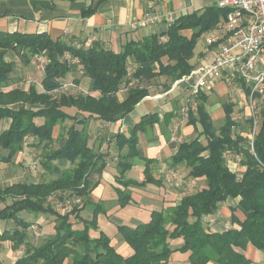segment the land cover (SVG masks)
<instances>
[{"label":"trees","instance_id":"trees-1","mask_svg":"<svg viewBox=\"0 0 264 264\" xmlns=\"http://www.w3.org/2000/svg\"><path fill=\"white\" fill-rule=\"evenodd\" d=\"M226 16L227 10L217 5L182 15L170 24L167 32L131 40L121 52L97 43L77 46L53 39L48 33L0 32V119L12 120L10 127L0 133V162H11L30 136L49 145L54 127L75 118L63 106H74L88 112V117L105 121L121 119L149 95L148 85L154 79L164 76L173 83L189 74L195 67L192 59L199 38ZM184 30L193 32L187 36ZM10 53L24 64L36 57L46 59L41 90L35 83L28 88L12 86L20 79L15 61L8 58ZM67 53L79 61H69ZM78 66L93 79V92L54 96L53 91ZM240 81L250 95L251 88L243 79ZM120 90L126 91L122 99L118 96ZM197 99V109L190 108L189 115L197 136L179 144L172 163L188 167L189 175L203 178L205 186L184 194L173 205L151 210L146 222L119 225V232L132 248L130 255H122L111 237L98 230L102 207L101 203L91 201L94 185L88 177L99 166L102 153L89 146L84 128L72 125L67 129L66 143L49 150L47 159L42 161L53 174L57 172V177L0 185V203H4L0 204V220L13 219L18 226L12 232L0 233V241L12 240L18 246L25 242L31 223L20 217L24 210L49 213L55 220L54 234L41 245L29 248L15 264H64L70 257L73 264H169L177 251L188 254L189 264H251L241 249L251 243L264 252V92L255 94V116L243 125L233 116L236 103H224L225 120L216 126L207 108L209 94L201 93ZM157 120V113L144 115L128 133L119 135L120 148L128 145L120 161L119 181L125 190L116 189L122 207L132 201L130 186L156 181L153 176L146 181L126 179L125 173L133 166L130 159L140 154L138 132ZM255 120L257 127L252 139L249 135L253 133ZM2 149L8 150V154L4 155ZM230 154L242 157L243 169H231ZM54 161H69L70 166L62 169ZM79 197L81 202L70 210L55 205ZM229 198H239L231 216L237 226L214 231L205 217L215 214L219 203ZM88 203L93 204L91 219L81 214ZM236 210L241 211L243 218ZM178 238L182 239V245L171 248V241Z\"/></svg>","mask_w":264,"mask_h":264},{"label":"crops","instance_id":"crops-1","mask_svg":"<svg viewBox=\"0 0 264 264\" xmlns=\"http://www.w3.org/2000/svg\"><path fill=\"white\" fill-rule=\"evenodd\" d=\"M214 5H217L215 0H0V32L48 33L53 39H63L77 46L88 47L97 43L106 49L121 52L131 40H138L153 33H165L170 24L180 16L200 12ZM149 15H160V19L148 25H139V22ZM227 19L228 13L225 18H221L216 27L202 34L206 42L207 34L211 31L220 32L221 38L226 36ZM192 32V30L183 31L187 36H191ZM218 47L219 42L206 43L201 53L197 54L195 50L192 62L195 66H199L211 53L216 52ZM10 60L14 58L10 57ZM41 68L42 76L37 84L40 90L42 89L44 66ZM83 71L79 66L73 69L64 78V83L71 84L61 92L54 90L53 95L92 93L93 79ZM232 74L231 71L223 73L212 89L200 91L195 95L189 93V82L185 79L172 83L167 77H158L148 85L149 95L143 98L131 112L114 122L105 121L96 116L88 117V112L78 110L74 106H63V110L75 118L58 123L54 127V138L49 145L30 136L23 150L17 152L11 162H0V185L20 181L40 182L57 177V172L53 174L43 165L42 161L47 159L49 150L59 148L66 143L67 129L70 126L75 125L80 130L84 128L88 135L89 146L102 153L99 166L88 177L94 185L90 192L91 201L101 203L102 207L98 215V230L105 231L111 237L112 244L122 255H130L132 248L123 234L119 232V225L135 226L146 222L150 219L151 210L173 205L184 194L189 193L190 191L183 184L181 172L183 174L186 172L189 180L201 181V187L205 186L203 178H194L189 175L188 167L172 163L179 144L197 136L194 126L189 123V117L185 114L190 106L188 97L191 98L192 103L197 102V109V98L201 93L210 94L216 91L220 94L219 90L236 85L238 82L241 84L242 91L240 97L235 98V107L239 106L241 109L246 106L249 113L242 115L240 119L243 120L241 121L237 120L234 112L233 116L241 125L245 124L248 118L255 116L251 108L250 95L245 93L240 78L234 76V83L228 82L227 78ZM125 94V90L118 92L120 99ZM212 107L207 102L213 122L219 126L225 120L224 105H222L221 123L216 122L214 117L217 106ZM152 113H157L158 120L138 132L137 149L140 154L130 159L133 166L126 171L125 178L146 181L153 176L156 181L147 182L143 186H130L132 201L122 207L116 189L125 190V186L119 181V176L121 175V156L128 151V145L120 148L119 135L128 133L144 115ZM11 121L9 117L0 119V133L10 127ZM198 127L202 130L200 124ZM256 127L257 121L255 120L253 133ZM253 133L249 135L251 138ZM243 134L246 133L243 132ZM2 153L7 155L8 150L2 149ZM232 156L234 159L228 161L231 169L236 171H240L238 167L243 169L240 164L242 157L233 154ZM58 162L54 161V163ZM58 164L62 169L70 166L69 161H62ZM238 202L239 198H229L220 202L219 210L205 217V221L212 230L223 232L232 226H237L231 221V216ZM0 204L4 205L3 202ZM235 213L243 218L241 211L236 210ZM81 214L86 219H91L93 204L88 203ZM19 215L31 223L27 229V238L19 246L15 245L12 240H1L0 264H15L29 248L41 245L55 232L54 216L49 213L24 210ZM17 227L13 219L0 220V233L6 230L12 232ZM98 230L96 233L99 232ZM181 245L182 239L178 238L172 240L170 246L174 249ZM241 251L251 260V264H264V252L253 244L249 243ZM64 264H73L72 257L68 258ZM169 264H189L188 254L175 252ZM207 264L219 263L209 262Z\"/></svg>","mask_w":264,"mask_h":264},{"label":"built area","instance_id":"built-area-1","mask_svg":"<svg viewBox=\"0 0 264 264\" xmlns=\"http://www.w3.org/2000/svg\"><path fill=\"white\" fill-rule=\"evenodd\" d=\"M215 2L228 13L226 36L221 38L222 35L218 31L208 33L207 42L209 44L219 42L218 50L211 53L204 63L183 76L181 80L189 82V93L195 95L200 91L212 89L223 73L231 71L232 76L227 78L230 84L234 83V76H238L251 88V108L255 114L257 105L255 94L264 92V0H215ZM159 19L160 15H149L142 19L139 25H148ZM39 58L41 65L44 66L46 59L43 56ZM66 58L71 62L79 61L68 53ZM69 84L71 83L65 82L55 91L61 92ZM80 202V197L67 198L59 204L70 210L74 204Z\"/></svg>","mask_w":264,"mask_h":264},{"label":"rangeland","instance_id":"rangeland-1","mask_svg":"<svg viewBox=\"0 0 264 264\" xmlns=\"http://www.w3.org/2000/svg\"><path fill=\"white\" fill-rule=\"evenodd\" d=\"M212 32V31H211ZM210 33V32H209ZM206 34V33H205ZM208 43L205 41V38L202 36L201 38H199L197 47H196V53L199 54L201 53V49H204L205 44ZM10 57L14 58L15 61V72L17 75V78L20 79L19 81H17V84H12V86L15 85H21L23 87H28L29 84H32L33 82H35L36 84H38V82L41 79L42 76V65H41V59L38 57L34 58L32 60V62L28 65L24 64L20 58L15 55L14 53H10L8 55V58L10 59ZM41 66V67H40ZM197 66L194 67V69ZM188 75V74H187ZM180 80V79H178ZM176 80V81H178ZM220 94L217 93L216 91L210 93L209 95L211 96V98L208 100V102L211 104V106H213L212 108L217 106V111L214 112V117L216 122L221 123L222 122V115H223V111H222V105H224V103L226 102H235V98L236 96L240 97L242 88H241V84L237 82L236 85H230L227 88L225 87L223 90H219ZM193 101L191 100L190 97H188V103H189V109L191 108L193 111L196 110V104L192 103ZM220 103V105L218 104ZM188 108L185 111V114H187L186 116L189 117V115L191 114V111ZM242 110V111H241ZM219 111V112H218ZM248 108L246 106H244L243 108H239V106L235 107L234 110V116L237 118V120H243L240 119V117L248 115ZM124 129V128H123ZM228 159H234L232 154H230L228 156ZM241 167H238V170H241ZM181 174L183 175V184L185 185V187L187 188V190L189 191H194L196 189L201 188L202 184L201 181L199 182H195L193 180H189L188 175L183 174L181 172ZM205 184V183H204ZM61 201V200H60ZM62 204V201L60 202ZM59 202H57L55 205L57 208H61L59 205Z\"/></svg>","mask_w":264,"mask_h":264}]
</instances>
